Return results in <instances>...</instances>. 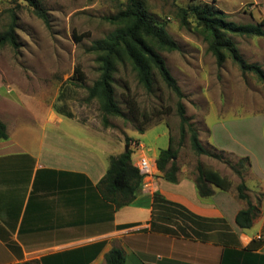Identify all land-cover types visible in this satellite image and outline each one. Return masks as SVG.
<instances>
[{"label": "crops", "instance_id": "obj_1", "mask_svg": "<svg viewBox=\"0 0 264 264\" xmlns=\"http://www.w3.org/2000/svg\"><path fill=\"white\" fill-rule=\"evenodd\" d=\"M62 117L72 119L46 112L34 140L7 133L0 141V264H105L113 248L123 251L124 264H264V239H256L264 234V111L252 113L248 125L234 123L233 133L217 124L222 136L211 130L207 142L234 160H249L243 181L251 203L259 205L249 229L235 223L246 208L236 196L238 183L227 177V191L209 185L211 196L201 198L185 165L169 183L154 161L133 202L114 209L97 184L109 159L122 152L94 141L98 155L88 138L64 134Z\"/></svg>", "mask_w": 264, "mask_h": 264}, {"label": "rangeland", "instance_id": "obj_2", "mask_svg": "<svg viewBox=\"0 0 264 264\" xmlns=\"http://www.w3.org/2000/svg\"><path fill=\"white\" fill-rule=\"evenodd\" d=\"M38 1L47 12L49 27L34 15L24 0H0V33L15 15L19 43L18 49L0 47V121L5 124L7 133L12 137L16 133V138L31 141L39 135L46 112L71 114L72 119L62 117L64 134L88 138L98 155L102 150L96 141L106 142L105 148L114 152H124L128 143L133 151L132 161L144 155L152 167L159 151L167 148L168 137L173 138L174 144L180 139L175 109L177 98L159 77L154 74L152 90L147 92L127 63L118 64L113 89L123 116L105 117L109 127L103 124L97 101L86 100L87 88L99 76L96 56L89 49L95 41L113 32L115 26L104 18L124 9L125 0ZM144 2L153 22L163 26L178 46L177 51H161L160 54L184 95L185 114L198 130L200 142L212 150L207 143L210 142L209 131L222 136L217 124L223 123L233 133L234 123L248 125L253 122L250 121L252 113L264 111V88L254 75H243L229 58L218 67L195 22L190 18L189 27L181 25L178 8L212 4L226 15L227 21L238 25L257 24L264 20V0ZM228 36L246 63L257 64L264 71V38ZM75 67L82 75L81 81L74 74ZM125 99L135 103L134 112ZM36 114L39 122L20 117ZM78 120L101 134L81 126ZM140 128L145 132L139 133ZM212 153L216 152L212 150ZM224 158L234 165L238 161L227 155ZM198 163L216 168L236 183L240 181L222 161L196 156L186 134L176 165H185L186 172L196 176ZM248 184L252 186L250 181Z\"/></svg>", "mask_w": 264, "mask_h": 264}, {"label": "trees", "instance_id": "obj_3", "mask_svg": "<svg viewBox=\"0 0 264 264\" xmlns=\"http://www.w3.org/2000/svg\"><path fill=\"white\" fill-rule=\"evenodd\" d=\"M24 1L32 8L34 15L46 27H49L48 15L41 3L38 0ZM177 16L183 27H189L188 19L190 18L195 22L196 28L200 30L207 43L208 52L215 58L218 67H221L225 59L229 58L243 75H254L264 88V71L257 64L246 63L228 36L264 38V20L257 24L238 25L227 21L226 15L212 4L178 8ZM104 20L115 26V29L102 40L95 41L89 49L96 56L99 76L87 88L86 97L88 102L97 101L104 117V126H110L105 117L123 116L114 97L113 75L116 72V66L127 63L135 73L137 82L147 92L152 90L153 76L156 74L177 98L175 109L179 118L180 134L177 144H174L173 138L169 136L167 148L159 151L155 160L157 171L162 174L165 181L177 182L176 159L182 141L188 134L191 150L196 156H206L222 161L240 179L236 186V196L239 200L245 201L246 208L237 213L235 223L240 229H249L259 214V205L251 203L243 181V172L249 167V160L247 158L239 159L234 165L224 158V152L212 149L216 152L212 153V150L200 142L198 130L185 114V107L182 103L184 95L160 54L161 51H177L176 43L168 36L163 26L154 23L150 18L144 0H125L124 9L113 16L105 17ZM15 31L16 17L12 15L10 24L5 31L0 33V47L19 48ZM74 74L78 76V80H82V75L77 67L74 68ZM125 101L134 112L136 110L135 103L128 99ZM66 116L72 118L71 114H66ZM144 132L143 129H139V133ZM7 139L6 127L0 121V141ZM126 145L129 146L128 143ZM132 154L133 151L128 149L126 152L111 157L104 176L97 184L101 197L112 204L116 210L130 205L142 185V177L137 168L132 165ZM194 184L201 198L211 196L212 191L209 189V185L223 191L230 188V181L227 178L220 176L218 172L201 163L196 165ZM260 197H264V194ZM104 260L105 264H124V253L119 248H113L105 255ZM17 264H39V262L28 261Z\"/></svg>", "mask_w": 264, "mask_h": 264}, {"label": "built area", "instance_id": "obj_4", "mask_svg": "<svg viewBox=\"0 0 264 264\" xmlns=\"http://www.w3.org/2000/svg\"><path fill=\"white\" fill-rule=\"evenodd\" d=\"M135 167L137 168L139 174L141 175L142 177V180L147 178V177H150L152 175V171H151V166L149 165V161L141 156L137 161H136V164H135ZM148 185L146 184H143V187L146 188ZM257 240H261V239H264V234L262 235H258L256 237Z\"/></svg>", "mask_w": 264, "mask_h": 264}, {"label": "water", "instance_id": "obj_5", "mask_svg": "<svg viewBox=\"0 0 264 264\" xmlns=\"http://www.w3.org/2000/svg\"><path fill=\"white\" fill-rule=\"evenodd\" d=\"M128 149H129V146L126 147L125 152L128 151Z\"/></svg>", "mask_w": 264, "mask_h": 264}]
</instances>
